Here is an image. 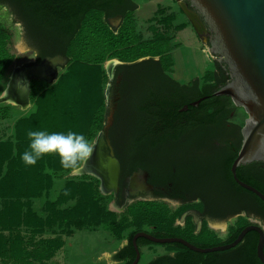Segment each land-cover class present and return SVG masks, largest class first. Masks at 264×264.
<instances>
[{"label":"trees","instance_id":"obj_1","mask_svg":"<svg viewBox=\"0 0 264 264\" xmlns=\"http://www.w3.org/2000/svg\"><path fill=\"white\" fill-rule=\"evenodd\" d=\"M0 5L7 7L9 15L16 17L30 34L37 33L50 41L49 57L60 53L69 64L91 66L117 59L125 65L119 69L142 68L157 75L162 71L171 72V67L166 64L171 62L170 41H139L134 18L138 6L132 0H0ZM116 16L122 20L119 28L113 30L108 19ZM10 40V32L0 24V95L14 61L9 50ZM142 58L148 59L137 62ZM207 77L204 84L198 79L186 85L174 83L182 95H176L170 89L166 92L143 87L135 101L128 104L131 129H122L119 133L114 123L109 130L111 142L118 143L122 175L140 169L149 174L153 185L191 180L197 182L203 192L196 204L179 207L175 212L160 200L133 202L120 215L102 211L103 229L117 239H121L124 231L137 228L127 236L126 245L113 255L116 262L131 264L135 257L131 240L137 232H142L143 226L152 227L154 231L147 233L156 238H181L205 249L232 243L250 224V215L264 225V202L239 187L230 172L242 141L241 127L230 121L234 112L230 98L213 96L230 78L224 76L220 65H216ZM103 80L110 83L107 76ZM30 88V101L42 99L47 91L46 83L41 81H32ZM202 98L197 107L190 106ZM184 106L187 111L181 112ZM9 111V106L0 107V120L7 119ZM106 114V104L101 100L87 123V140L95 138L101 131ZM236 177L264 195V162L238 167ZM204 206L214 210H238L245 215L232 221L225 240L205 224L195 234L190 219H186L182 227L174 226L175 220L186 209L202 211ZM201 237L207 240L200 241L198 238ZM195 240L199 241L193 242ZM257 242L258 234L250 231L237 246L224 252L201 254L181 244H167L162 246L172 248L173 254L154 257L147 264H262L256 256ZM136 244L139 248L156 245L142 238L137 239ZM1 264L33 263L14 254Z\"/></svg>","mask_w":264,"mask_h":264},{"label":"rangeland","instance_id":"obj_2","mask_svg":"<svg viewBox=\"0 0 264 264\" xmlns=\"http://www.w3.org/2000/svg\"><path fill=\"white\" fill-rule=\"evenodd\" d=\"M132 1L138 6L134 18L139 41H170L174 80L187 83L222 65L207 52L208 34L197 38L178 2ZM0 24L11 34L9 50L14 55L6 87L13 70L32 60L33 54L25 50L19 20L1 5ZM113 60L117 59H107L98 66L72 62L58 71L42 99L25 107L0 104L10 108L8 118L0 120V264L14 254L33 264H122L114 261L113 255L137 228L124 231L121 239L104 230L101 212L120 215L125 208L117 207L112 194L102 192L94 177L74 174L98 135L86 139L87 123L101 100L107 105L103 78L107 76L106 65ZM207 81V75L200 79L201 84ZM135 87L136 81L128 86L129 91L133 93ZM246 118L242 108L234 107L232 123L242 127ZM124 124L127 131L131 129L130 118ZM81 151L83 156L79 157ZM167 205L171 212L178 209ZM255 221L260 222L255 217L248 219V223ZM231 223L226 227L218 222L211 227L225 240ZM174 226L182 227L183 222L178 218ZM140 229L154 231L152 227ZM141 254L139 264H146L154 255H171L173 250L150 245L142 248Z\"/></svg>","mask_w":264,"mask_h":264},{"label":"water","instance_id":"obj_3","mask_svg":"<svg viewBox=\"0 0 264 264\" xmlns=\"http://www.w3.org/2000/svg\"><path fill=\"white\" fill-rule=\"evenodd\" d=\"M178 6L197 36L211 35L207 52L211 57L217 58L229 74V82L213 96L229 97L233 106L242 108L247 115L241 127V145L230 167L232 178L239 187L264 202L263 194L236 177L238 167L264 162V0H178ZM117 20L120 21L121 17H117ZM147 59L142 58L137 62ZM65 63L66 60L61 57H52L38 65L26 64L21 69L15 68L5 90L0 95V104L26 102L28 82L34 79L53 80L56 77V67ZM117 65L124 64L113 60V65L107 73L109 78H112L113 68ZM19 85H23L24 89L19 90ZM203 99L191 103L190 106L197 107ZM114 108L112 104L108 108L101 131L81 166L74 171V174L78 175L88 174V159L95 154L97 160L96 165L93 166L95 168L93 173L100 178V190L104 193L109 188L116 187V179L119 175L116 162L108 158V152L110 153L108 131L112 124ZM180 111H187V106ZM136 178L139 180L138 190L149 193L150 187L145 184V175L135 176L133 181ZM134 183L130 190L134 189ZM185 216L184 214L180 218L181 222ZM197 227H200L199 223ZM250 231L258 234L256 256L264 264V225L258 221L250 223L241 230L232 243L205 249L198 248L181 238H156L147 232H137L131 240L135 252L131 264H139L140 261V248L136 244L139 238L156 245L177 243L193 252L208 254L234 248Z\"/></svg>","mask_w":264,"mask_h":264},{"label":"flooded vegetation","instance_id":"obj_4","mask_svg":"<svg viewBox=\"0 0 264 264\" xmlns=\"http://www.w3.org/2000/svg\"><path fill=\"white\" fill-rule=\"evenodd\" d=\"M175 2L177 3L178 1L175 0ZM117 17H120V16H116L114 18L108 19V23L113 30H117L121 24L122 18L120 21H118ZM210 36L211 35L208 34V39H210ZM21 38L23 40V45L25 47V50L32 52L33 58L32 60L26 61L25 63L19 65L16 68L21 69V67H23L26 64L38 65L43 60L47 58H52V57H61L66 60V63L64 65L56 67L55 69L56 77L53 80L45 81L42 79H34L28 82L27 92L24 90L26 92V96H25L26 102L16 104L19 107H25L30 102V99H29L30 92H31L30 83L32 81H41L43 83H46V88H47L50 84H52L56 80L58 76V71L63 70L69 63H68L67 58H65L60 53L54 54L53 56L49 57L48 55L52 51L50 41L44 38H41L40 35L37 33L30 34L23 26H22ZM197 38H199V36H197ZM206 39L207 38L204 37V41ZM123 66L125 65H117L113 68L112 78H109L107 74V78L110 81V83H107V86L109 85V87L107 88V93H108V99H107V105H106L107 114H108V108L110 107V105L111 104L114 105L115 108L113 111V119H112V124L110 128L115 123L116 125L115 130H117V132L119 133L122 131V129L126 128V125L124 124V122L125 120L129 118L128 112H127L128 104L135 101V98L137 96L136 94L138 92H141V90H143V87L146 86V89L148 87L153 90L162 89L163 91H166V92L168 91V89H170L171 92L176 95H180V94L182 95L183 93L182 91L179 90V88L174 83L179 84V85H182V84H180L179 82H177L171 77V74H172L171 72L168 73V72L162 71L161 73H159V75H157L150 70L142 69V68H138L132 71H129L128 69L127 70L119 69V68H122ZM220 68L223 71L224 76H228V78H230L226 70V67L224 65H220ZM134 81H136V87H135V91L131 93L129 91L128 86ZM22 88L24 89V86L19 85L18 89L20 90ZM46 88L42 92H44ZM108 139H109V131H108ZM117 144H113L111 140L109 139L110 153L108 152L109 154L108 158L116 162L118 166L119 175L116 179V187L114 189L109 188L107 191L108 193L112 194L114 203L116 204L117 207L126 208L125 206H127V204L130 205L131 203L137 202V201L160 200V201H163L169 204H174L175 207L179 208L183 206H192L196 204L197 199L203 194V192L199 189V184L191 180H185L182 182L181 180L180 181L173 180V181H169L168 183L160 184L156 186L150 183L149 174L146 171H143L140 169L135 170L131 172L130 174L122 175L121 174V164L117 156L118 155V151H117L118 145ZM89 165H87L89 172L87 171L88 174L86 175H90L94 177L99 182V186H100V183H101L100 178L95 176V174L93 173V170L95 169L92 167V163L90 164L89 162ZM140 174L145 175V184L148 187H150L149 193H145V192L138 190L137 185L139 184V180L137 178L133 181L135 176H139ZM133 182H135L134 184L136 186L134 185V189L132 188V190H130ZM184 214L186 216H185V219L182 221L183 226H184L185 220L190 219L194 223V229L195 231H198L197 233H199L203 224H205L208 229L213 231L211 227L212 225H215L219 222V223L225 224V226L227 227L233 220L237 219L239 216L245 215V213L239 212L238 210H229L227 208H222L221 210H214L206 206L203 207L202 211H198L194 208H188L182 213L180 218ZM250 216H251L250 218L254 217L253 215H250ZM198 223L200 224L199 228L197 227Z\"/></svg>","mask_w":264,"mask_h":264},{"label":"crops","instance_id":"obj_5","mask_svg":"<svg viewBox=\"0 0 264 264\" xmlns=\"http://www.w3.org/2000/svg\"><path fill=\"white\" fill-rule=\"evenodd\" d=\"M137 9H138V7H137ZM135 28H136V22H135ZM171 46V48H172V45H170ZM172 51H173V49H172ZM172 51L170 52V55H171V63L173 64V66H171V68H170V70L171 71H173V67H174V57L172 56ZM210 60H213L212 58H209ZM214 61V60H213ZM214 71V68L212 69V70H210V71H207V72H205L201 77H194V78H192V79H190L187 83H180V84H182V85H186V84H188V83H190L192 80H194V79H198V81H199V83H200V79L201 78H203L204 76H206V75H208V74H210V73H212ZM201 84V83H200ZM126 245V242H124L121 246H120V249L122 248V247H124ZM147 247V246H146ZM142 248H145V247H142ZM142 248H140V258H141V250H142ZM158 256H161V255H158ZM154 257H157V255H154L153 257H151L152 259L154 258ZM151 260V259H150ZM147 264V263H146Z\"/></svg>","mask_w":264,"mask_h":264},{"label":"bare ground","instance_id":"obj_6","mask_svg":"<svg viewBox=\"0 0 264 264\" xmlns=\"http://www.w3.org/2000/svg\"><path fill=\"white\" fill-rule=\"evenodd\" d=\"M113 65V61H110L107 65H106V69L107 71H109L111 69ZM91 158V159H90ZM88 160L90 162V164L92 163V167L94 165H96V160H97V156L95 154H93ZM89 162H87V164L89 165ZM90 166V165H89ZM94 168V167H93ZM95 169V168H94Z\"/></svg>","mask_w":264,"mask_h":264}]
</instances>
